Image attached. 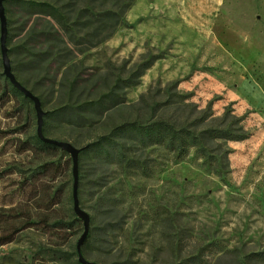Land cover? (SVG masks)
<instances>
[{"label": "rangeland", "instance_id": "rangeland-1", "mask_svg": "<svg viewBox=\"0 0 264 264\" xmlns=\"http://www.w3.org/2000/svg\"><path fill=\"white\" fill-rule=\"evenodd\" d=\"M75 2L94 27L74 26V34L94 45L79 51L63 34L52 57L33 67L20 47L24 31L12 28L8 40L7 23L11 70L44 112L69 98L75 78L73 100L112 92L117 104L86 112L82 126L44 116L43 134L79 148L122 120L165 118L201 134L209 154L190 148L177 159L163 145L129 139L111 157L79 153L78 200L90 216L83 257L97 264H264L255 257L264 253V39L195 0ZM112 13L120 24L98 34L97 21ZM36 128L32 102L0 93V240L14 233L0 245V264H80L83 222L73 211L71 157L32 146ZM209 128L234 137L209 138ZM58 218L77 223L68 230L30 223ZM42 248L72 255L53 259Z\"/></svg>", "mask_w": 264, "mask_h": 264}, {"label": "trees", "instance_id": "trees-1", "mask_svg": "<svg viewBox=\"0 0 264 264\" xmlns=\"http://www.w3.org/2000/svg\"><path fill=\"white\" fill-rule=\"evenodd\" d=\"M4 2L6 4L4 10L9 15L7 19L8 40H11L14 35L13 29H17L19 32L24 31V36L20 40V47L30 57L29 63L33 67H40L52 57L53 51L58 47V44L64 43V40L61 38L63 34L68 35V41L72 45L79 46V51L94 45L92 42L86 40L85 36L77 38L74 34V26H81L78 31L94 27L92 20L87 19L83 21L85 10L78 12L75 0H5ZM112 14L113 16L106 17L99 22L97 21L98 25L94 29L98 34H100V31H106V35L108 36L114 32L116 25L120 24H118L116 18L118 15ZM14 24L17 25L13 27ZM107 36H103L101 39ZM59 51L62 50L59 49ZM14 75L27 88L25 83L19 79L17 72ZM77 82L76 78L71 81L69 88L65 89V93H67L66 95L69 98L59 103L52 110L45 112V118H58L61 122L82 126V124L89 121L84 115L86 112L98 111V114H102L105 110L117 104L116 101H112V92L103 93L96 99L73 100L72 94ZM59 86L61 88L63 84L60 83ZM29 90L35 94L33 89ZM0 93L19 97L22 102H31L20 90L12 85L4 73L0 74ZM38 98L40 99L39 96ZM108 101L112 102L108 104ZM105 128L106 131L99 134L95 140L79 147V153H92L95 156L104 155L105 157H111L114 153H121L118 141L120 139H129L142 146L163 145L173 152L177 159L182 158L190 148H193L197 153L206 158L209 156L201 134L186 126H176L165 118H157L148 122H142L137 119H125ZM204 135L209 138L234 137L228 130L218 128H209L204 132ZM31 140V145L41 150L59 149L56 145L40 140L37 133L33 135ZM3 172L4 170H0V177L3 176ZM0 206L2 208L3 202L0 203ZM30 223L33 225L40 224L43 229L68 230L74 227L77 219L73 218L71 221H67L58 218L49 223L45 221ZM10 235V238L6 241L0 240V245L12 241L14 233ZM42 249L43 252L49 251L53 259L60 260L72 255V253L70 254V252L59 248ZM255 257L257 259H264V253H257Z\"/></svg>", "mask_w": 264, "mask_h": 264}, {"label": "water", "instance_id": "water-1", "mask_svg": "<svg viewBox=\"0 0 264 264\" xmlns=\"http://www.w3.org/2000/svg\"><path fill=\"white\" fill-rule=\"evenodd\" d=\"M6 37H7V21L5 16V10L3 6V0H0V50H1V60L3 65V73L10 80L12 85L20 90L25 97L30 99L33 103V107L36 113V133L40 140L46 143H50L56 145L61 150L70 154L72 161V201H73V211L76 214L77 218L81 219L83 222V233L79 237L76 244V251L78 255V261L81 264H97L86 260L81 252V246L85 243L90 224V216L84 211L80 205L78 200V157H79V148L75 147L72 143L68 141L57 140L53 138L46 137L43 134V117L44 110L41 106V101L33 94L28 88L22 85L15 77L14 73L11 70L10 60L8 56V48L6 46Z\"/></svg>", "mask_w": 264, "mask_h": 264}, {"label": "crops", "instance_id": "crops-1", "mask_svg": "<svg viewBox=\"0 0 264 264\" xmlns=\"http://www.w3.org/2000/svg\"><path fill=\"white\" fill-rule=\"evenodd\" d=\"M195 6L198 9L201 6H208L226 15H231L234 23L240 29L248 32L251 30L256 38L264 39V0H195ZM231 11L232 13H229ZM252 16H255V20L249 18ZM196 19L197 21L203 19V22H205V15H201V12H199ZM212 19V17H209L208 23H211ZM256 20H259L263 27H256ZM198 23L201 24L200 22ZM197 40L200 43L201 37H198Z\"/></svg>", "mask_w": 264, "mask_h": 264}]
</instances>
